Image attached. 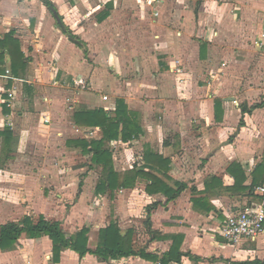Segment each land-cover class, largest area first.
<instances>
[{
	"label": "crops",
	"instance_id": "1",
	"mask_svg": "<svg viewBox=\"0 0 264 264\" xmlns=\"http://www.w3.org/2000/svg\"><path fill=\"white\" fill-rule=\"evenodd\" d=\"M49 1L78 43L43 0H0V42L12 36L0 44V227L42 215L60 222L69 236L88 229L95 250L100 231L115 223L123 234L133 232L136 247L159 258L181 239L180 251L188 255L182 264L264 262V234L230 253L216 234L228 210L262 201L256 189L253 195L228 188L235 185L231 165L242 167L248 186L264 160V0ZM20 53L24 66L18 61L15 75L12 57ZM119 100L138 115L143 133L109 143L116 171L144 170L170 189H182L175 198L149 194L145 178L113 195L96 193L102 169L72 142L100 141L103 132L77 125L74 115L113 116ZM19 122L30 127L16 130ZM34 126L52 131L48 146L40 144L43 133ZM34 149L54 154V164L46 167L41 157L34 168L22 166L18 156L27 154L22 158L29 162ZM147 150L167 159L168 168L146 164ZM69 155L89 162L61 171L62 162L71 163ZM63 173H81L85 180H58ZM10 180L27 181L17 205L8 190L1 191L15 187ZM212 180L219 181L207 188ZM0 264L161 263L140 257L104 262L72 250L54 263L48 237H22L14 250L0 249Z\"/></svg>",
	"mask_w": 264,
	"mask_h": 264
},
{
	"label": "trees",
	"instance_id": "2",
	"mask_svg": "<svg viewBox=\"0 0 264 264\" xmlns=\"http://www.w3.org/2000/svg\"><path fill=\"white\" fill-rule=\"evenodd\" d=\"M43 3L49 8L55 17H57L61 29L69 35V38L73 42L78 43L76 36H74L60 21L61 17L57 14V10L51 1L43 0ZM107 17L108 13H105L101 19H106ZM11 37L12 36H9L5 40L11 39ZM4 41L0 42V44H3ZM23 60L21 53L18 55V59L15 56L12 57L15 75L18 74V61L24 66ZM216 107H218V104H216ZM255 107L258 108L261 106L257 105ZM74 118L76 124L79 126L99 127L103 132V139L100 141L91 140L88 142L86 140H77L72 142L76 147L82 149L84 155H91V163L102 169V176L96 188V193L98 195H104L107 193L113 195L119 189H132L135 187L139 178H145L150 181V184L147 185V192L149 194L162 193L168 198L173 199L182 191V189L177 191L170 189L158 177L146 173L144 170L136 167L125 175H121L116 171L109 143L119 139L123 142H127L135 137H139L143 133L139 124L138 115L128 111V107L124 101H118L117 109L113 116H109L103 111L81 110L74 115ZM6 131L8 134L7 141H9L10 146L12 133L10 129H7ZM144 161L146 164L158 167L163 171L168 168L167 166L169 164L167 159L159 154L153 153L151 150H147L145 153ZM229 173L235 179V185L232 188H228V191L246 192L247 190H250L254 195L256 187H258L259 184L264 185V160L256 166L252 175V182L248 186L245 185V181L247 180L246 172L239 164L231 165ZM218 181L219 180H212L211 183L207 184V188L213 187ZM149 212H151V209H149ZM148 223V227L150 228V220ZM88 234L89 230L84 228L77 234L69 236L64 232L62 224L58 221H48L42 215L38 218L25 216L20 221L9 222L0 227V249L2 251L14 250L18 246L19 240L22 237L28 239L48 237L53 244L54 263H59L61 253L66 250L74 251L80 258H84L88 254L95 255L104 262L130 257H140L141 259L148 261H158L161 264H170L172 262L182 264V256H188L180 251L181 239L175 240L171 250L164 254L162 258L149 254L147 253L146 248H138L133 244L132 231L123 234L115 223H111L110 226L100 231L99 242L95 250L89 248ZM232 264H264V262L255 260Z\"/></svg>",
	"mask_w": 264,
	"mask_h": 264
},
{
	"label": "built area",
	"instance_id": "3",
	"mask_svg": "<svg viewBox=\"0 0 264 264\" xmlns=\"http://www.w3.org/2000/svg\"><path fill=\"white\" fill-rule=\"evenodd\" d=\"M84 82H80V85ZM11 106V102L9 103ZM49 124L48 118L44 119ZM262 201L247 205L243 209L225 215V220L217 229L216 234L224 241L226 246L233 249L241 247L247 242H256L264 234V185L255 191Z\"/></svg>",
	"mask_w": 264,
	"mask_h": 264
},
{
	"label": "rangeland",
	"instance_id": "4",
	"mask_svg": "<svg viewBox=\"0 0 264 264\" xmlns=\"http://www.w3.org/2000/svg\"><path fill=\"white\" fill-rule=\"evenodd\" d=\"M24 107H27V104L26 105H22L21 108H24ZM35 123H37V122H34V119H32L31 120V124L35 125ZM28 126L30 127V123L29 122L27 124L25 123V125L22 122H19L17 124V126H16V128H17L16 130H18V129L19 130H26V129H28ZM33 129L36 130L37 132H41L42 131L41 133H43V135H41V142H40V144L43 147H45L46 145L48 146V142H47L48 141V138L52 140V136L49 137L47 135L52 134V131L49 128H44V127H41V126H39V127L38 126H34ZM254 136H256V137H252V138L254 140H256L257 142H261V140L263 139V136H260V135L257 136L256 134ZM64 138H66V137H64ZM51 140H49V141H51ZM45 142H46V144L44 145L43 143H45ZM262 147L264 149V144H263ZM33 151H32L33 154H29L30 157L32 158L31 160H29V162L26 161V159L24 160V158H22V156H25L27 154H24V155L20 154L18 156V159H19L20 163L22 164V166L24 164L29 163L30 164V167L31 168H34L37 165L38 160L41 161V157L43 158V161H44L43 164L46 167H49L50 165L54 164L53 163V155L54 154H51L48 151L47 152H44V151H41L40 152L39 149H36V151L34 149ZM69 158L71 159V163H70V161L64 162V163L62 162L61 165H60V170L61 171L62 170H65V168H63V166L65 167L66 165L68 166V168H75V167H78L80 165H83L85 162H89L88 158H82V157H80L78 155H69ZM32 166H34V167H32ZM17 170L19 172H22L23 171V168L22 169H17ZM98 173H99V170H96V172L93 173V175H92L93 180H96L97 179V174ZM45 174H49V172L47 171V173H45ZM60 178H61V180H81L82 179V175H81V173L78 174V175H75V174H70L69 175L67 173H63L59 177L57 176V179L58 180H60ZM82 180H85V178L82 179ZM13 181H14L15 187L14 186L12 187L11 185H9L8 188L1 187V191L2 190H8L9 193H10V195L15 198L14 200H16V201H11V203L14 202L13 204L14 205H17V204H19V201H20L19 198L21 197L20 196V193L22 192V187H24L25 185H27L26 184L27 181H25V180H12L11 181L10 180L9 183L10 182H13ZM4 182L5 183H2V186H5L6 182H8V181H4ZM30 185H32V187H35V189H36V185L34 184V182H30ZM227 212H228L227 214H229L231 212L232 213L235 212V210L230 209ZM232 250H233V248L230 246L229 249H228V252L230 253ZM249 258H251V257H249Z\"/></svg>",
	"mask_w": 264,
	"mask_h": 264
}]
</instances>
